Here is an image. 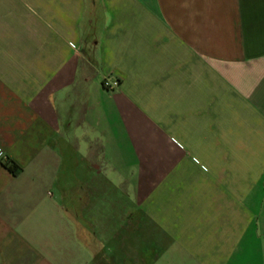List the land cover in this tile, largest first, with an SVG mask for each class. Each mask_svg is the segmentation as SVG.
I'll use <instances>...</instances> for the list:
<instances>
[{
	"label": "crops",
	"instance_id": "crops-1",
	"mask_svg": "<svg viewBox=\"0 0 264 264\" xmlns=\"http://www.w3.org/2000/svg\"><path fill=\"white\" fill-rule=\"evenodd\" d=\"M0 264H264V0H0Z\"/></svg>",
	"mask_w": 264,
	"mask_h": 264
},
{
	"label": "trees",
	"instance_id": "trees-1",
	"mask_svg": "<svg viewBox=\"0 0 264 264\" xmlns=\"http://www.w3.org/2000/svg\"><path fill=\"white\" fill-rule=\"evenodd\" d=\"M5 167L14 175L21 171V169L10 160H7V162L5 163Z\"/></svg>",
	"mask_w": 264,
	"mask_h": 264
},
{
	"label": "built area",
	"instance_id": "built-area-1",
	"mask_svg": "<svg viewBox=\"0 0 264 264\" xmlns=\"http://www.w3.org/2000/svg\"><path fill=\"white\" fill-rule=\"evenodd\" d=\"M103 86L106 89H114V88H116L118 86V82H108V81H105L103 83Z\"/></svg>",
	"mask_w": 264,
	"mask_h": 264
}]
</instances>
